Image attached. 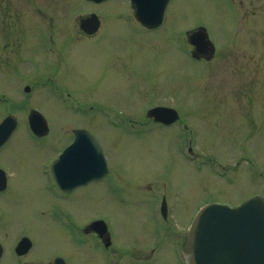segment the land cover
Returning a JSON list of instances; mask_svg holds the SVG:
<instances>
[{
    "label": "rangeland",
    "instance_id": "1",
    "mask_svg": "<svg viewBox=\"0 0 264 264\" xmlns=\"http://www.w3.org/2000/svg\"><path fill=\"white\" fill-rule=\"evenodd\" d=\"M29 1L13 0L22 23L14 30L7 18L13 9L0 2V121L11 111L20 122L0 152V163L15 175L0 202L12 199L14 229L23 228L34 243L31 259L62 255L69 264L104 263L105 253L97 244L92 254L73 249L70 225L50 221L57 208L72 222L106 218L119 245L120 235L136 228L149 204L142 188L157 189L168 199L178 194L177 202L188 205L186 219L204 204L233 205L264 196V0H170L161 26L153 30L135 22L129 0L99 5L35 0L44 1L46 8L58 5L61 12L68 5L73 19L91 9L104 18L126 13L124 20L104 19L105 34L111 36L101 46L72 37L65 51L70 78L56 83L62 103L51 98L48 85L31 84L25 95L27 84L15 82L3 67L20 34L25 47L37 42L41 52L44 46L42 38L34 41V5ZM197 27L206 30L215 46L209 61L190 56L186 31ZM62 38L69 36H55L58 43ZM111 58H120L121 65L112 67ZM5 98L15 107L9 110ZM26 100L27 106L15 104ZM154 105L177 109L181 120L169 127L138 128L137 122ZM30 108L40 110L52 126H87L104 149L109 175L67 198L41 189L38 173L46 159L38 151L39 141L28 138ZM124 118L135 125L125 124ZM189 146L199 156L192 161Z\"/></svg>",
    "mask_w": 264,
    "mask_h": 264
},
{
    "label": "flooded vegetation",
    "instance_id": "2",
    "mask_svg": "<svg viewBox=\"0 0 264 264\" xmlns=\"http://www.w3.org/2000/svg\"><path fill=\"white\" fill-rule=\"evenodd\" d=\"M1 1L6 2V9L8 11L13 9V0H0V2ZM49 1L52 4L55 3L53 2L54 0ZM105 2L106 1L102 3ZM29 3L34 5V16L32 17V20L35 23V27L33 26V38L34 41L37 39H40L41 41L43 39L44 46L42 47V51H39L38 44H36L37 42L34 43L31 48H29V46L25 47V40L23 38L24 35L20 34V41H18V44L13 46L10 52L9 57L11 60H8L3 67L11 73V77L15 79V82L27 84L25 87L27 86L30 91L32 89L31 84L48 85V93L54 97L51 98L55 101V103H62V89L56 85V83H61V80L64 81V78H70V76H66L69 75L71 65L68 63L65 51L71 42L70 40L73 39L72 37L81 36L83 39H87V43H89L90 46H101L103 41H106L105 37L109 38V36H111H107V34H105L108 22H105L104 19L119 20L122 18L124 20L126 13L116 12L113 13V17L104 18L101 12L98 13L95 9L92 10L90 8L91 11L82 13L77 19H73V16L71 15L72 11L69 9L70 6L68 5H66L67 8H65V6L63 7L67 11L61 12L62 8L58 5L46 8V6L43 5L44 1H40V5L39 3L35 4V0H30ZM89 3L94 4V2ZM53 9L55 11H53ZM7 16L8 20H11L12 22V30L15 29L16 25H22L21 22L18 23L20 18H17L18 14L14 12V9L13 11H9ZM82 20H87L84 22V28H81ZM73 21H76L75 28L72 27ZM61 35L69 36V38H62L61 42L58 43L57 40H55V36ZM115 55L116 54H113L111 57H114ZM214 55L215 53L212 55L211 52H207V50H205L199 55V60L209 61L212 57H214ZM119 65H121L120 58L111 60L112 67H118ZM9 82L12 81L10 80ZM50 90H53L54 93L50 92ZM29 94L30 93H27V95ZM4 101L7 102L6 105L9 107V110L10 108L15 107L12 105L13 102H9L6 98ZM15 104L21 106L28 105L27 100ZM148 109L145 111V118L143 121L137 122L139 123L136 124L137 127H149L152 124L162 126L160 123H155L151 118L146 116ZM31 110H33V108H30L29 112ZM104 111L105 110H102V113H104ZM125 120L126 118H124V122L126 124ZM127 122L132 127L135 125H132L130 120H127ZM19 126L20 122H18L17 128L11 137L2 146H0V152L8 146L13 138V135L19 129ZM46 127V130H43L41 134L36 135L29 129L28 124H26V128L29 131L28 138L30 137L31 139H34L35 143L39 141L40 144L38 151L40 150L41 154L43 152L45 154L46 161L40 164V170L38 173L41 176V183L39 184L41 189L53 191L58 198H67L78 189H82L88 187L92 183L102 181L109 175V165L105 157L104 149L97 140L105 160L101 164L94 167L103 166L106 169V172L97 180L77 185L69 191H63L55 180L54 174L56 173L53 172L52 165L63 150L75 140L76 135L80 130H83L82 135L91 134V131L87 126L68 128L60 123L52 126L47 119ZM64 136H66L65 140H63ZM46 140H49V144L46 143ZM81 141L87 145L89 143L86 137H82ZM66 164L65 162L62 163L61 169L62 167L64 169L62 172H59L60 174H67L65 171L67 169ZM9 169V167L0 163V197H4V194L9 192L10 187H12V178L15 175L14 172ZM142 191L144 192L146 199L149 200V204L146 206L147 208L145 209L142 218L138 221L136 228L129 230L128 233L120 235L119 245H116L114 242V234L112 233L110 223L106 218H92L87 221L84 220L85 223H83V221L72 222V220H70L69 217L63 213L64 211H62L61 208H57L55 213L50 215L54 217V219H50V221L56 225L63 224V222L70 225L71 230L68 232V236L72 238L71 235H73L75 237V241L71 240L73 242L71 243L73 249L77 250L81 247V249H87V251L92 254L95 244L103 248L105 253L104 263L93 262L89 264H187L184 255V248L188 242L189 229L194 217L193 216L187 219L184 217V212L186 211L188 205L177 202L178 194L171 196V198L168 199L166 194H160L157 189L151 187L142 188ZM4 200V202H0V264H23L25 262L38 259L46 263H50L56 257L63 258L65 263L69 264L68 259L62 255L47 257L45 259H31L30 251L34 246L33 240L28 234H26L23 228H17V230L14 229V214L11 213V211H14L11 209L12 199L10 201L7 198H4ZM55 201V205L60 203L57 199ZM229 205L231 207H238L240 203ZM44 212L45 211H42V213ZM45 213L47 214L48 212L46 211ZM20 216L22 215L17 217ZM240 216L245 218L247 223H249L252 215L249 213H241ZM95 220H103L105 222L106 228L103 229L102 234H99L96 230L90 228V225ZM24 237H29L31 239L32 246L26 253L18 255L16 253V247ZM8 253H13V255L9 257Z\"/></svg>",
    "mask_w": 264,
    "mask_h": 264
},
{
    "label": "water",
    "instance_id": "3",
    "mask_svg": "<svg viewBox=\"0 0 264 264\" xmlns=\"http://www.w3.org/2000/svg\"><path fill=\"white\" fill-rule=\"evenodd\" d=\"M130 1L135 18L145 27L156 28L162 23L169 0ZM188 41L195 48L194 57L205 50L214 52L213 44L203 28L189 33ZM147 115L154 121L164 124H171L179 118L175 109L167 107H154ZM28 122L35 134H41L46 130L44 118L38 112H32ZM16 123L14 116H8L0 123V146L10 137L16 128ZM82 137L87 138L88 145L81 141ZM63 162L67 163L65 170L67 174L59 173L64 169L63 167L61 169ZM102 162L100 147L93 137L78 133L74 143L55 161L53 171L56 173L55 178L59 186L64 190H70L77 185L102 177L106 169L103 166L94 167ZM241 213L252 215L249 223L240 216ZM90 228L102 234L105 224L102 220H98L93 222ZM30 246L31 242L25 238L18 244L16 251L20 255L24 254ZM184 251L188 264H264V197H251L236 208L217 203L202 207L193 219L188 244ZM25 264L45 263L32 261ZM50 264H65V262L57 258Z\"/></svg>",
    "mask_w": 264,
    "mask_h": 264
}]
</instances>
